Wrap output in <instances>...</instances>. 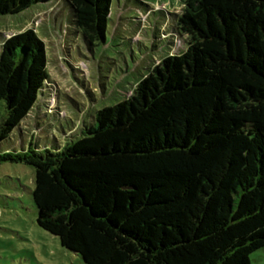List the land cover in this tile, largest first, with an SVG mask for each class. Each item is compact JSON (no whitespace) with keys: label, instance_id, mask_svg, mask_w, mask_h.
<instances>
[{"label":"trees","instance_id":"16d2710c","mask_svg":"<svg viewBox=\"0 0 264 264\" xmlns=\"http://www.w3.org/2000/svg\"><path fill=\"white\" fill-rule=\"evenodd\" d=\"M52 1L105 41L113 0H0V15ZM174 24L185 48L80 137L0 153L34 168L37 224L84 264H250L264 249V0H183ZM47 61L33 26L2 41L0 141L27 130Z\"/></svg>","mask_w":264,"mask_h":264},{"label":"rangeland","instance_id":"374dc122","mask_svg":"<svg viewBox=\"0 0 264 264\" xmlns=\"http://www.w3.org/2000/svg\"><path fill=\"white\" fill-rule=\"evenodd\" d=\"M54 2L0 15V45L33 26L46 45L49 72L45 93L23 120L27 130L0 141V153L80 137L98 109L124 99L156 62L186 46L187 36L172 29L183 0H113L105 41L90 44L70 6ZM33 178L34 168L24 162L0 163V264H84L37 224ZM249 260L264 264V249Z\"/></svg>","mask_w":264,"mask_h":264},{"label":"built area","instance_id":"2783aa9c","mask_svg":"<svg viewBox=\"0 0 264 264\" xmlns=\"http://www.w3.org/2000/svg\"><path fill=\"white\" fill-rule=\"evenodd\" d=\"M35 24H37V22L35 21Z\"/></svg>","mask_w":264,"mask_h":264},{"label":"crops","instance_id":"0c3cea01","mask_svg":"<svg viewBox=\"0 0 264 264\" xmlns=\"http://www.w3.org/2000/svg\"><path fill=\"white\" fill-rule=\"evenodd\" d=\"M54 3H57V1H56V2H54Z\"/></svg>","mask_w":264,"mask_h":264}]
</instances>
